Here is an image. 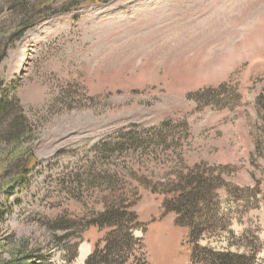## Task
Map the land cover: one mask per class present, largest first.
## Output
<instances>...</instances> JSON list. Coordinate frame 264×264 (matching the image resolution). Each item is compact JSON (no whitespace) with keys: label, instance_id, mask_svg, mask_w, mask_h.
Segmentation results:
<instances>
[{"label":"rangeland","instance_id":"obj_1","mask_svg":"<svg viewBox=\"0 0 264 264\" xmlns=\"http://www.w3.org/2000/svg\"><path fill=\"white\" fill-rule=\"evenodd\" d=\"M99 1L0 0V83L26 124L0 118V264H85L108 230L84 222L113 205L147 264H201L162 209L198 165L216 191L197 244L264 264V0Z\"/></svg>","mask_w":264,"mask_h":264},{"label":"trees","instance_id":"obj_2","mask_svg":"<svg viewBox=\"0 0 264 264\" xmlns=\"http://www.w3.org/2000/svg\"><path fill=\"white\" fill-rule=\"evenodd\" d=\"M29 2L30 0H28ZM99 2V0H86L85 3L98 4ZM15 5L16 7L12 10L22 6L21 0H16ZM42 9H46V7L42 5L38 8V12ZM26 21L28 19L24 16L20 27L21 33L24 32L22 26ZM2 86L1 82L0 118L4 117V119L9 120L8 132H10V136L21 134L26 124L22 123L24 119L20 113L19 100L14 90L10 89V86L4 88ZM203 93H206V96L200 95L202 101L213 100V97L208 96L211 93L209 90ZM257 104L261 109H264V103L258 102ZM14 112H17L18 115ZM200 168L201 165H198L190 169L188 175L178 176L175 185L179 187H176L172 192L179 194L168 202L163 201L164 214L173 213L176 224L179 227L189 229V236L192 241L190 242L193 246V258L201 264H254L256 256L234 253L231 250L215 251L214 249L200 247L197 244L204 234V231L200 230L195 223V219L203 211L199 209L200 203H207L210 195L216 191V188H205L207 179L199 174L200 171L198 170ZM131 208V206L123 208L114 205L108 206L103 213L94 217L92 221L84 222L85 226H92L98 230H108L103 250L94 251L87 258L85 264H126V260L130 257L134 258L136 264H147L143 238L134 236V232L142 229V226L138 221L137 214L135 211H131ZM109 257L112 258V262L107 260Z\"/></svg>","mask_w":264,"mask_h":264},{"label":"bare ground","instance_id":"obj_3","mask_svg":"<svg viewBox=\"0 0 264 264\" xmlns=\"http://www.w3.org/2000/svg\"><path fill=\"white\" fill-rule=\"evenodd\" d=\"M88 253V249L83 247L81 250H80V257L82 258L85 254Z\"/></svg>","mask_w":264,"mask_h":264}]
</instances>
